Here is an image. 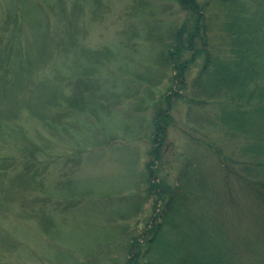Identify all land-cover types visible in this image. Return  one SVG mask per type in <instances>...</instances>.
Wrapping results in <instances>:
<instances>
[{
	"label": "rangeland",
	"instance_id": "rangeland-1",
	"mask_svg": "<svg viewBox=\"0 0 264 264\" xmlns=\"http://www.w3.org/2000/svg\"><path fill=\"white\" fill-rule=\"evenodd\" d=\"M200 1L213 56L231 23L264 30V0ZM188 21L177 0H0V264H127L142 239V264H177L199 243L224 253L233 217L259 212L234 172L264 163V101L210 99L204 56L149 166L154 119L174 94L161 56ZM203 179L207 200L193 193ZM168 189L187 197L164 219ZM257 243L240 264H264Z\"/></svg>",
	"mask_w": 264,
	"mask_h": 264
},
{
	"label": "trees",
	"instance_id": "trees-1",
	"mask_svg": "<svg viewBox=\"0 0 264 264\" xmlns=\"http://www.w3.org/2000/svg\"><path fill=\"white\" fill-rule=\"evenodd\" d=\"M221 1L225 2V0ZM177 3L185 13H188L189 21L173 33L171 43L165 49L166 54L164 50L161 56L162 61L165 64L168 63L174 72V79L170 88V93L174 91V94L165 97L168 105L165 113L172 110L171 105L175 99L183 98L180 92L186 90L187 74H189V70L193 67L196 59L202 56L206 58L207 62L204 72L209 73L210 70L215 78L211 79V82H209L210 86H207L211 90V95H208L210 99L227 98L232 103L237 102L239 109L248 108L255 104L261 105L264 101V90L260 87V83L264 82V30L253 29L252 31L244 32L238 29L237 22L231 23L224 30L227 35L224 41H230L224 48L227 47L228 49L220 53L219 56H213L209 46V26L204 4L200 0H177ZM189 55L191 58H186ZM252 86L253 88L251 89ZM175 89L177 90L175 91ZM73 99L75 98L73 97ZM190 102H197V100L190 99ZM165 113L160 110L154 119L158 137L152 141L153 145L155 144L156 146H153L150 154L153 164L150 163L149 166H153L155 162L156 165L160 164L162 161L161 146L165 145L168 126L172 122L171 118H168L169 113ZM214 152L218 154V151ZM225 168L228 178L231 177L233 167L226 164ZM238 168V171L234 172V174L236 173L235 179L240 180L247 187L246 189L249 190L248 192L253 197V205L256 206V209H260L259 212L254 216H247L243 213L236 217L235 213L231 214L232 217L235 216L233 218H236V223L230 222L229 224L230 233L226 236L229 239V246L224 253L207 250L206 246L203 247L199 243V245H196L198 248L196 251L186 258L180 259L177 264H240L247 254V257H249L250 249L252 250L253 246L258 244V240H263L264 179L261 173H264V163L254 161L250 168L242 163ZM246 176H250L251 179ZM229 186L230 183L228 182L226 186L224 185L223 188H226V190L223 191L221 202L231 194ZM195 187L196 190L193 193L198 191L199 194L203 195V199L207 200L208 198L205 196L208 190L206 181L203 179L200 182H195ZM175 192L178 193L176 194ZM175 192L169 190L160 194L162 198L159 199L165 204L164 219H167L172 214L175 197L179 196L181 199L187 197L186 192L180 195L179 189ZM237 209V212L242 211L240 206ZM230 213H233L231 208ZM247 217L249 218V220L247 219L248 226L243 227ZM243 220L244 223L242 225ZM164 221L153 232L155 234L154 242L161 233L162 228L169 224L167 220L166 222ZM145 245L146 242L143 239L132 242L127 264H142L146 260L148 252L142 251Z\"/></svg>",
	"mask_w": 264,
	"mask_h": 264
}]
</instances>
